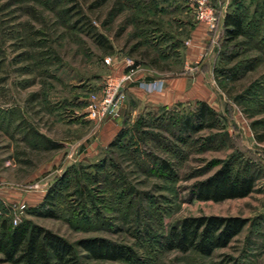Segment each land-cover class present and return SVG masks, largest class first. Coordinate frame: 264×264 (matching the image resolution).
Wrapping results in <instances>:
<instances>
[{
  "label": "rangeland",
  "instance_id": "1",
  "mask_svg": "<svg viewBox=\"0 0 264 264\" xmlns=\"http://www.w3.org/2000/svg\"><path fill=\"white\" fill-rule=\"evenodd\" d=\"M210 1L217 26L237 9L248 35L222 37L212 50L214 77L204 80H214L220 108L195 131L183 125L197 124L190 101L166 107L129 94L119 105L121 93L106 120L89 112L91 96L101 103L124 74L125 55L156 75L196 72L184 56L198 22L188 0H0V192L22 194L6 204L0 197V223L14 226L22 210L18 223L74 244L79 264H264V152L247 145L252 138L241 128L264 135V0H227L225 12L224 0ZM107 121L116 133L103 142ZM224 162L232 174H252L253 191L220 202L194 198L193 185ZM46 210L53 216L37 215ZM211 214L247 223L209 256L161 245L183 217ZM93 237L128 246L135 260L88 257L76 243ZM0 264L11 263L0 253Z\"/></svg>",
  "mask_w": 264,
  "mask_h": 264
},
{
  "label": "trees",
  "instance_id": "2",
  "mask_svg": "<svg viewBox=\"0 0 264 264\" xmlns=\"http://www.w3.org/2000/svg\"><path fill=\"white\" fill-rule=\"evenodd\" d=\"M222 30L221 38L229 42L248 35L244 18L237 9L225 13ZM194 117L197 124H193L192 119L188 118L183 125L197 131L206 127L205 122L215 117V112L206 103L197 102ZM161 168L168 169L164 163ZM254 185L255 177L252 174H232L230 163L224 162L211 175L196 182L191 193L199 200L220 202L246 197L253 191ZM45 200L41 205L47 209V194ZM37 215L53 216V213L46 210ZM246 223L247 219L240 216H186L168 229L161 245L166 250L195 251L209 256L215 249L226 247ZM0 228V253L3 262L79 264L74 244L40 225L23 221L9 227L3 218ZM76 245L93 259L131 262L136 257L128 246L101 237L83 238Z\"/></svg>",
  "mask_w": 264,
  "mask_h": 264
},
{
  "label": "crops",
  "instance_id": "3",
  "mask_svg": "<svg viewBox=\"0 0 264 264\" xmlns=\"http://www.w3.org/2000/svg\"><path fill=\"white\" fill-rule=\"evenodd\" d=\"M229 3L227 0H224L222 4V10L225 12ZM224 18V16H223ZM223 18L222 23L217 26L215 29H208L205 25L195 22L190 29L191 32V40L187 45V50L184 54L185 60L189 64L196 63V72L194 74H183V75H160L154 74V72L148 69H140L139 77H148L147 80H152V78H160L163 81V88L157 92H146L145 90L139 88L136 84L125 87L124 89H128L129 91L122 92L119 99V105L124 103V97H127L129 94H134L141 100L151 101V103L161 105V106H172L173 104H178L184 101H190L194 103L204 102L211 109H219L217 102L215 101V95H213L214 90L218 91L214 80L209 79L205 81L204 78L213 76V71L207 66V62H213L214 58L211 59L212 50L217 47L218 43H220L221 32L223 31ZM239 36L235 39L238 41ZM213 60V61H212ZM122 62V61H121ZM121 66V63H119ZM212 76V77H211ZM145 79V78H144ZM219 92V91H218ZM227 102V101H225ZM235 110L238 111V107L234 106ZM237 114H240L239 111ZM264 114V112H263ZM238 116V115H237ZM108 116L102 118L106 120ZM244 120V119H241ZM240 123V122H239ZM241 122V128L245 132L247 136V140L252 138L251 142H247L248 146L253 148L254 144L261 147L264 152V135L262 137L254 136L256 134L255 128L251 125L245 126ZM102 127V128H101ZM100 130V140L105 142L109 141L114 134L116 133L115 126L111 121L104 122L99 126ZM243 132V133H244ZM254 133V134H253ZM262 152V154H263ZM15 188V187H12ZM17 188V187H16ZM15 188V189H16ZM1 201L5 204V200L13 199V201L18 202L22 199V194L19 193L18 190H4L0 192ZM245 198V197H243Z\"/></svg>",
  "mask_w": 264,
  "mask_h": 264
},
{
  "label": "built area",
  "instance_id": "4",
  "mask_svg": "<svg viewBox=\"0 0 264 264\" xmlns=\"http://www.w3.org/2000/svg\"><path fill=\"white\" fill-rule=\"evenodd\" d=\"M188 3L194 11L196 19L199 23L204 24L208 29L211 30L217 27L219 17L217 16V12L210 0H188ZM112 59V57H108L107 61L113 62ZM122 62L124 67V74L114 85L108 84L106 86L104 90L105 97L103 98L102 102H96L95 95H92L89 99V112L91 114V117L94 118L99 115V119H102L106 109L110 104H112V106L108 115L111 113L116 102L115 101L114 103H112V98L120 87L125 88L131 83L135 82L137 83V86L139 88L145 90L146 92H157L162 90L164 84L160 78H153L152 80L145 81L139 77L140 70L136 69L137 65L131 56H123ZM21 214L22 210L18 211L13 217L12 222L14 225L18 223Z\"/></svg>",
  "mask_w": 264,
  "mask_h": 264
},
{
  "label": "water",
  "instance_id": "5",
  "mask_svg": "<svg viewBox=\"0 0 264 264\" xmlns=\"http://www.w3.org/2000/svg\"><path fill=\"white\" fill-rule=\"evenodd\" d=\"M123 90H124L123 87L118 88V90L116 91L115 95H114L113 98H112V103H114V102L118 99L119 95L123 92ZM111 106H112V104H110V105L108 106V108L106 109V111H105V113H104L103 118L106 117V116L108 115V113H109V111H110V109H111Z\"/></svg>",
  "mask_w": 264,
  "mask_h": 264
}]
</instances>
